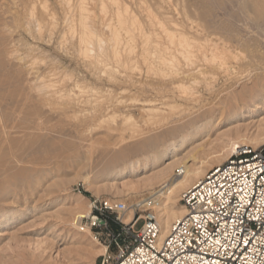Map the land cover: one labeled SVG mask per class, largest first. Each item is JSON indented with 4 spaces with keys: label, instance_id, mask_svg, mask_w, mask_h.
I'll list each match as a JSON object with an SVG mask.
<instances>
[{
    "label": "rangeland",
    "instance_id": "rangeland-1",
    "mask_svg": "<svg viewBox=\"0 0 264 264\" xmlns=\"http://www.w3.org/2000/svg\"><path fill=\"white\" fill-rule=\"evenodd\" d=\"M262 97L264 0H0V264H102L93 202L156 213L169 184L157 174L173 158H145L182 143L223 99ZM250 114L258 130L264 107ZM236 123L194 145L230 141Z\"/></svg>",
    "mask_w": 264,
    "mask_h": 264
},
{
    "label": "built area",
    "instance_id": "built-area-1",
    "mask_svg": "<svg viewBox=\"0 0 264 264\" xmlns=\"http://www.w3.org/2000/svg\"><path fill=\"white\" fill-rule=\"evenodd\" d=\"M181 200L187 214L163 239L156 214L140 213L144 203L125 222V202L94 201L91 227L107 248L102 264H264V144L236 146ZM110 211L118 229L105 215Z\"/></svg>",
    "mask_w": 264,
    "mask_h": 264
},
{
    "label": "bare ground",
    "instance_id": "bare-ground-1",
    "mask_svg": "<svg viewBox=\"0 0 264 264\" xmlns=\"http://www.w3.org/2000/svg\"><path fill=\"white\" fill-rule=\"evenodd\" d=\"M260 3H261V1H260ZM83 6H85V5L83 4ZM84 8H83V10L86 9V8L85 9ZM120 21H121V23H123V21L121 19H120ZM86 33H88V32H86ZM184 34L185 33L180 34V36L178 37V40L175 39L176 35L169 34L170 39H168V40H171L172 43L178 42L176 44H180L182 46L181 47L182 53L190 55L191 52H193L189 48L192 41L189 42L187 40L188 38L186 37V34L185 35ZM212 44H211V47H213ZM177 49H179V48H177ZM172 50H174V49L172 48ZM166 56H167V53H166ZM172 60H174V58L171 59V61ZM222 62H223V60H222ZM228 70H226V72ZM222 71H224V70H222ZM181 86H182V84H181ZM183 88H184V86H183ZM251 99L253 101L255 100L254 97H252ZM258 100L254 102L253 107H247L245 104H238V105L233 104L232 105V104L227 103L228 102L227 98L223 99L220 103L223 106L219 107L218 109H214V110L210 109L209 111H206L202 114L204 117V120L202 121V123L198 127L193 128L192 129L193 131L191 132L190 136L187 139H184V141H182V143H180L178 145H173L170 148L166 147V148L162 149L160 152L145 158V160L143 161L145 164H146V162H148V163L151 162V163L156 164V165H161L169 157L173 158V160L170 162V164H172V165L169 168H164L162 171H160L157 174L159 180L160 179L169 180V184H168V187L166 188V192H163L164 194L168 192V194L163 195L165 197V200L163 199V202H161V204L159 203L160 205L158 204L159 206L154 205V207H153L156 210L155 214H156V216L160 222V225H161V239L165 238L170 233L171 228H172L175 221L181 219L182 217H184L187 214V208L185 207L184 204H181L180 206H176V202L178 201L179 193L180 192L183 193L185 190L192 187L194 184H196L200 179H202L206 175V173L208 172V171L206 172L207 166L210 165L213 167L211 160H213V159L217 160L219 162V164H221V162H222L221 158L224 159L225 156H227L225 154V152H227L229 149H232L233 145L236 143H244L243 145H245V144L246 145H252L255 148L264 144V115H262L261 118L252 121V122H255L254 123L255 125L257 124L256 126H257L258 130L253 129L252 131H250L251 130L250 127L252 126V125H249L250 122L244 123L245 118H249L251 116L250 113H254V112H256L257 109L264 107V106H261V104H260V103H263L264 97H262L261 102H259ZM122 117H124V115H122ZM132 120H133L132 117L128 118L127 116H125V121H127V123H129ZM229 120H232L235 123L237 122L236 124H234L230 128H232V132L238 134V136L231 137L230 141H228V142L223 141L222 144H220V143L216 144L215 147L208 146L206 148V145H202V146L197 148L194 145L193 140L195 138H197L198 136H200L203 133L205 134L206 131L211 132V130L214 129V126H217V124H219L220 122H225V121H229ZM224 131H226V129L218 132V134H222ZM208 139L209 138H206L205 141H208ZM210 145H211V143H210ZM191 150H195V154H193L191 156V158L193 159V163H190V159H188V160L185 159L181 164L182 168L181 167L176 168L178 170V174H177L176 170L174 171V168H173L174 164L182 158V155L190 152ZM219 164H216V165H219ZM127 170H128L127 165H125L124 167L120 168V173L121 174L126 173ZM150 179H151V181H153V178H150ZM148 186L151 187L154 185L150 184ZM150 207H151V205H150ZM89 212H90V210H88L86 212V214H88ZM122 218L125 222H130L133 218V210L130 211V209H129L122 216ZM98 250H99L101 255L106 253L105 248L104 249L99 248ZM106 250H107V248H106Z\"/></svg>",
    "mask_w": 264,
    "mask_h": 264
},
{
    "label": "trees",
    "instance_id": "trees-1",
    "mask_svg": "<svg viewBox=\"0 0 264 264\" xmlns=\"http://www.w3.org/2000/svg\"><path fill=\"white\" fill-rule=\"evenodd\" d=\"M105 215H106V217L109 220L111 228L118 229L119 224H118V221L115 218V214H110V213L107 212V213H105Z\"/></svg>",
    "mask_w": 264,
    "mask_h": 264
}]
</instances>
